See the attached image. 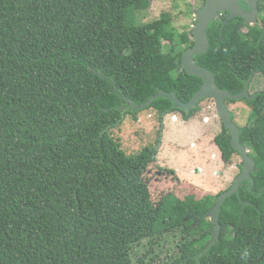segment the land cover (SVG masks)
Here are the masks:
<instances>
[{
  "label": "trees",
  "instance_id": "trees-1",
  "mask_svg": "<svg viewBox=\"0 0 264 264\" xmlns=\"http://www.w3.org/2000/svg\"><path fill=\"white\" fill-rule=\"evenodd\" d=\"M151 1L0 0V264H264V92L247 93L264 77V16L246 34L238 19L214 21L195 59L251 110L238 129L254 171L212 221L232 185L200 196L159 169L178 187L167 192L147 175L155 150L129 157L113 136L140 110L178 114L164 98L147 104L159 91L185 103L202 86L181 68L194 40L176 17L137 25ZM214 143L225 163L237 159L223 125ZM175 231L177 251L155 254ZM147 239L150 250L135 257Z\"/></svg>",
  "mask_w": 264,
  "mask_h": 264
},
{
  "label": "rangeland",
  "instance_id": "rangeland-1",
  "mask_svg": "<svg viewBox=\"0 0 264 264\" xmlns=\"http://www.w3.org/2000/svg\"><path fill=\"white\" fill-rule=\"evenodd\" d=\"M200 6L201 0H152L149 10L139 14L137 25L147 23L162 12H169L177 19L174 27L178 31L191 32L196 25L194 19ZM183 14L189 16L183 18ZM169 49L170 46L165 44L163 51L166 53ZM261 92H264V77L257 74L247 93L252 96ZM214 104L212 100L205 99L199 104L200 112L187 119L180 113L161 116L153 109L140 110L123 117L121 124L113 130V136L118 139L121 149L129 157L140 153L144 148L155 150L156 163L152 171H147V175L156 184L159 180L163 190L172 192L178 188L160 175L159 169L164 168L173 170L184 184L190 183L197 187L202 192L200 196L206 192L217 194L238 178L241 160L235 158L231 159L233 161L230 164L225 163L221 152L215 146L214 140L221 131V123L215 115ZM225 106L231 109V121L236 126H245L250 120L251 110L240 99L234 103L225 101ZM151 188L155 191L152 192L153 200L157 201V190L153 186ZM180 240L181 234L178 231L168 233L155 242L154 253L165 257L170 251H177ZM148 241L147 239L135 245V257L141 258L145 251L150 250Z\"/></svg>",
  "mask_w": 264,
  "mask_h": 264
},
{
  "label": "water",
  "instance_id": "water-1",
  "mask_svg": "<svg viewBox=\"0 0 264 264\" xmlns=\"http://www.w3.org/2000/svg\"><path fill=\"white\" fill-rule=\"evenodd\" d=\"M239 1L240 0H207L204 7L196 13L197 22L191 34L195 44L192 48L186 50L183 53L181 68L187 75L200 79L202 81L201 88L194 93L187 103L179 101L175 93L170 94L162 91H159L147 103L149 105L153 100L164 98L172 102L173 108L187 115L189 112L196 109L198 102L201 100L213 99L216 110L215 115L221 121L223 127L230 135L231 146L239 155V159L242 162V169L238 178L233 182L230 191L217 199L216 206L213 209L214 211L211 212L212 221H214V218L218 212V208L222 204L223 199L233 193H236L239 185L250 178L251 173L254 171L255 163L248 155V150L240 144L239 131L236 125L231 121V114L225 106V100H238L242 98L243 94L231 95L229 92L218 89L213 75L204 68L196 65L194 58L201 55L202 53L207 52L209 46L207 29L213 22L218 11H231L232 18L237 16L244 19L245 22L250 21L236 6V3ZM246 1L251 2V0ZM147 104L142 105L139 109L146 108Z\"/></svg>",
  "mask_w": 264,
  "mask_h": 264
},
{
  "label": "flooded vegetation",
  "instance_id": "flooded-vegetation-1",
  "mask_svg": "<svg viewBox=\"0 0 264 264\" xmlns=\"http://www.w3.org/2000/svg\"><path fill=\"white\" fill-rule=\"evenodd\" d=\"M206 1L207 0H201V6H200L199 10H201L204 7V5L206 4ZM236 6L238 7L239 10H241L243 12V14L246 16L247 19H249L250 21L252 20V21L251 22L250 21L245 22L244 19H242L241 17H237V16L232 18L231 17V11H218L213 22L214 21H217L218 23L222 22L223 25H227L228 23L232 22L234 19H238L242 22V28L241 29H242V32L244 34H246L247 31L250 32V30L252 28L256 27L257 25L261 27V25H262L261 18L264 16V9H263L264 8V0H251V2H248L246 0H240L238 3H236ZM194 21L197 22L196 18L194 19ZM221 29H223V28H221ZM221 29H219V33L222 31ZM190 33L192 34V31ZM194 44H195V42H194ZM192 47H189L188 49H190ZM197 57H195L194 60ZM248 90H249V86H248ZM255 94H253L252 96H255ZM249 96H251V95H249ZM207 100L213 101V99H207ZM202 101L204 102L205 100H201L200 102H198L196 109L191 111L193 113L191 116H190L191 112H189V114H187V115L184 113V116H188L190 118V117H193L195 115V113L200 112L201 107L199 106V104ZM225 101H228V100H225ZM187 102H185V103H187ZM213 103H214V101H213ZM228 110L231 111L230 108ZM178 112L180 114L183 113L181 111H178ZM167 114H170V113H167ZM220 123H221V121H220ZM221 125H222V123H221ZM236 127H237V129L241 128V126L240 127L236 126ZM238 131H239V129H238ZM239 137H240V133H239ZM241 145L247 149V147L245 145H243V144H241ZM248 155H249V151H248ZM238 158H239V155L237 154V159ZM239 165H240V167L238 168V170H239V173H241V171H240L241 170V162Z\"/></svg>",
  "mask_w": 264,
  "mask_h": 264
},
{
  "label": "clouds",
  "instance_id": "clouds-1",
  "mask_svg": "<svg viewBox=\"0 0 264 264\" xmlns=\"http://www.w3.org/2000/svg\"><path fill=\"white\" fill-rule=\"evenodd\" d=\"M247 150H248V148H247ZM249 151V150H248Z\"/></svg>",
  "mask_w": 264,
  "mask_h": 264
}]
</instances>
